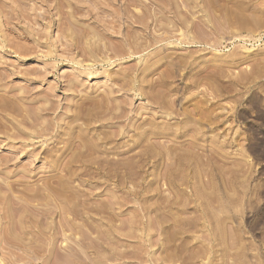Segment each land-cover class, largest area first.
<instances>
[{
    "label": "rangeland",
    "instance_id": "374dc122",
    "mask_svg": "<svg viewBox=\"0 0 264 264\" xmlns=\"http://www.w3.org/2000/svg\"><path fill=\"white\" fill-rule=\"evenodd\" d=\"M0 264H264V0H0Z\"/></svg>",
    "mask_w": 264,
    "mask_h": 264
}]
</instances>
